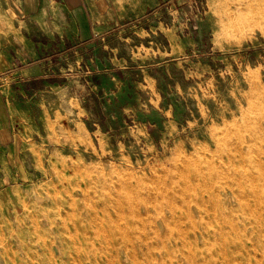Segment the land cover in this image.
Segmentation results:
<instances>
[{
	"label": "rangeland",
	"instance_id": "1",
	"mask_svg": "<svg viewBox=\"0 0 264 264\" xmlns=\"http://www.w3.org/2000/svg\"><path fill=\"white\" fill-rule=\"evenodd\" d=\"M21 2L0 264H264V0Z\"/></svg>",
	"mask_w": 264,
	"mask_h": 264
},
{
	"label": "crops",
	"instance_id": "2",
	"mask_svg": "<svg viewBox=\"0 0 264 264\" xmlns=\"http://www.w3.org/2000/svg\"><path fill=\"white\" fill-rule=\"evenodd\" d=\"M22 0H18V5L20 6V8L17 7V11L22 12L24 9L23 2H21ZM68 8L70 9V11L72 12H76L78 15H80L81 17L83 16V14H87L90 10L89 7V0H65ZM99 4V0H95L94 3H92V7L93 6H97ZM1 109V107H0ZM1 113V110H0ZM10 144H12L13 140L9 141ZM14 144V143H13Z\"/></svg>",
	"mask_w": 264,
	"mask_h": 264
},
{
	"label": "bare ground",
	"instance_id": "3",
	"mask_svg": "<svg viewBox=\"0 0 264 264\" xmlns=\"http://www.w3.org/2000/svg\"><path fill=\"white\" fill-rule=\"evenodd\" d=\"M228 187H233V185H226L225 188H228ZM110 191V190H109ZM230 190H227L224 194L225 198L223 200L224 204L226 205L228 202H230L229 199L232 200V194H230ZM196 231V230H195ZM56 248V247H55ZM58 249V248H57ZM56 250V249H55Z\"/></svg>",
	"mask_w": 264,
	"mask_h": 264
}]
</instances>
